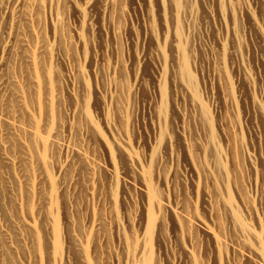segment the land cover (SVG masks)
I'll list each match as a JSON object with an SVG mask.
<instances>
[{"label":"rangeland","instance_id":"1","mask_svg":"<svg viewBox=\"0 0 264 264\" xmlns=\"http://www.w3.org/2000/svg\"><path fill=\"white\" fill-rule=\"evenodd\" d=\"M0 264H264V0H0Z\"/></svg>","mask_w":264,"mask_h":264}]
</instances>
